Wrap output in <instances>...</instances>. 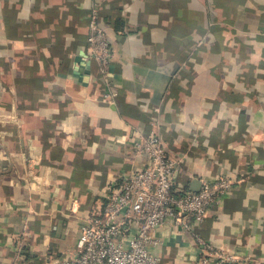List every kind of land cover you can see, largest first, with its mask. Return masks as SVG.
Returning a JSON list of instances; mask_svg holds the SVG:
<instances>
[{
	"label": "crops",
	"instance_id": "0c3cea01",
	"mask_svg": "<svg viewBox=\"0 0 264 264\" xmlns=\"http://www.w3.org/2000/svg\"><path fill=\"white\" fill-rule=\"evenodd\" d=\"M94 6L110 88L82 59ZM154 105L175 186L236 180L198 232L264 264V0H0V264L24 225L29 264L72 252L81 219L144 165L131 144ZM155 235L165 264L196 263L188 233Z\"/></svg>",
	"mask_w": 264,
	"mask_h": 264
},
{
	"label": "built area",
	"instance_id": "2783aa9c",
	"mask_svg": "<svg viewBox=\"0 0 264 264\" xmlns=\"http://www.w3.org/2000/svg\"><path fill=\"white\" fill-rule=\"evenodd\" d=\"M86 50L82 59L97 63L98 78L110 88L114 58L106 24L98 7L90 9ZM112 94L104 92V97ZM159 106L152 107V128L132 140L131 149L145 155L144 165L123 176L106 193L101 206L84 216L70 254L47 250L42 264H165L150 247L159 243L156 230L172 223L178 233H188L198 250L195 264H232L243 257L215 246L198 232L207 210L228 196L236 180L219 175L202 180L197 191L175 186L178 165L168 155L158 130ZM27 227L23 226L11 249L9 264H29L26 256ZM246 258V257H245Z\"/></svg>",
	"mask_w": 264,
	"mask_h": 264
},
{
	"label": "water",
	"instance_id": "95a60500",
	"mask_svg": "<svg viewBox=\"0 0 264 264\" xmlns=\"http://www.w3.org/2000/svg\"><path fill=\"white\" fill-rule=\"evenodd\" d=\"M199 188L195 189V191H197Z\"/></svg>",
	"mask_w": 264,
	"mask_h": 264
}]
</instances>
